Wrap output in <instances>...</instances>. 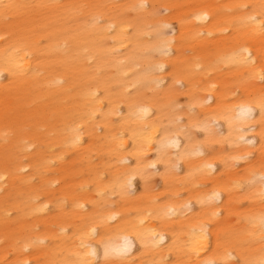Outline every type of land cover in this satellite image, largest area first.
Here are the masks:
<instances>
[{
  "label": "bare ground",
  "instance_id": "bare-ground-1",
  "mask_svg": "<svg viewBox=\"0 0 264 264\" xmlns=\"http://www.w3.org/2000/svg\"><path fill=\"white\" fill-rule=\"evenodd\" d=\"M262 218L264 0H0V264H261Z\"/></svg>",
  "mask_w": 264,
  "mask_h": 264
},
{
  "label": "snow or ice",
  "instance_id": "snow-or-ice-1",
  "mask_svg": "<svg viewBox=\"0 0 264 264\" xmlns=\"http://www.w3.org/2000/svg\"><path fill=\"white\" fill-rule=\"evenodd\" d=\"M3 10L5 12V14H7L10 10L16 9L18 7H20L19 5H14V4H3L2 5ZM261 224L264 225V218L261 219ZM126 242L124 247L122 248H116L113 249L112 251L116 252L117 254H123L128 250L129 247V242L127 241V239L125 238ZM91 254H95V249H92ZM109 255V248L107 246H105V256ZM207 264H214V262H207ZM261 264H264V261L261 262Z\"/></svg>",
  "mask_w": 264,
  "mask_h": 264
},
{
  "label": "rangeland",
  "instance_id": "rangeland-1",
  "mask_svg": "<svg viewBox=\"0 0 264 264\" xmlns=\"http://www.w3.org/2000/svg\"><path fill=\"white\" fill-rule=\"evenodd\" d=\"M180 101H181L182 104H183V102H185L183 97H180ZM26 129L31 131L32 127L31 126H27ZM196 136H198V135H193V137H196Z\"/></svg>",
  "mask_w": 264,
  "mask_h": 264
}]
</instances>
